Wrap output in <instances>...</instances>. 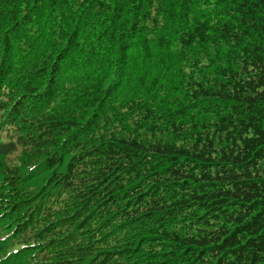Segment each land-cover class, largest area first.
Masks as SVG:
<instances>
[{"label":"trees","instance_id":"1","mask_svg":"<svg viewBox=\"0 0 264 264\" xmlns=\"http://www.w3.org/2000/svg\"><path fill=\"white\" fill-rule=\"evenodd\" d=\"M0 264H264V0H0Z\"/></svg>","mask_w":264,"mask_h":264}]
</instances>
